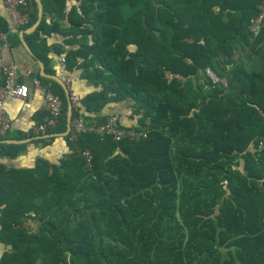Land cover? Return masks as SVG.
I'll return each mask as SVG.
<instances>
[{
  "label": "trees",
  "instance_id": "obj_1",
  "mask_svg": "<svg viewBox=\"0 0 264 264\" xmlns=\"http://www.w3.org/2000/svg\"><path fill=\"white\" fill-rule=\"evenodd\" d=\"M32 1L25 28L38 18ZM41 2L42 20L24 36L34 59L53 73L55 50L94 87L72 120L111 118L149 134L69 133L59 162L0 163V264H264V25L249 28L263 0ZM10 26L0 16V31ZM19 32L8 39L21 43ZM53 33L69 48L49 45ZM37 78L62 98L59 122L43 134L0 132V157L66 130L70 94ZM77 147L91 151L90 166Z\"/></svg>",
  "mask_w": 264,
  "mask_h": 264
},
{
  "label": "crops",
  "instance_id": "obj_2",
  "mask_svg": "<svg viewBox=\"0 0 264 264\" xmlns=\"http://www.w3.org/2000/svg\"><path fill=\"white\" fill-rule=\"evenodd\" d=\"M75 0H69V3H74ZM0 16L6 18L8 15V8L0 0ZM50 19V16L48 17ZM63 26L65 28L68 25L63 21ZM65 35L61 33H53L48 37V44L55 45L60 44L65 46L66 49L69 47L64 44ZM63 54H59L57 51L52 50L49 53L50 63L49 67L54 71L53 73H48L54 75L57 78H52L58 81L62 87L63 84L69 87V94H75L80 99L85 94L94 90L91 83L81 78L80 72H70L66 68L65 63L62 61ZM16 60L20 66V81L25 82L30 87L29 96L25 99L15 98L11 99L6 103V111L9 118L12 121V134H28L32 131V126H34L40 119V115L44 113L45 110V97L43 93L40 92L38 88L34 85V79L37 78L38 73H40V64L34 59L33 55L27 50L23 42L18 43L16 38L8 39L5 42L0 43V82L3 80L2 67L9 60ZM46 69V68H45ZM46 71V70H45ZM47 73V72H46ZM41 74V73H40ZM66 76H70L71 82L69 84L65 83ZM125 106H111L108 110L110 113L119 115L121 120H128L126 114L127 109ZM16 139V138H13ZM70 147L64 137H57L51 144H29L27 148L16 157H0V163H5L7 166L15 167H27L33 166L38 158H46L51 162H59V160L70 153ZM2 252V247L0 245V254Z\"/></svg>",
  "mask_w": 264,
  "mask_h": 264
},
{
  "label": "built area",
  "instance_id": "obj_3",
  "mask_svg": "<svg viewBox=\"0 0 264 264\" xmlns=\"http://www.w3.org/2000/svg\"><path fill=\"white\" fill-rule=\"evenodd\" d=\"M8 8V15L11 21V26L8 31H0V43L8 40L9 35L25 29L30 21L29 10L33 8L32 0H2ZM264 25V0L259 5L258 15L250 20L249 28L254 35H257ZM65 63V57H62ZM206 73L211 77L213 82H218L220 78L211 69L207 68ZM3 82H0V132L5 135L12 130V121L6 111V103L15 98L25 99L29 96L30 87L27 83L20 81V66L16 60H9L2 67ZM71 77L66 76L65 83L71 82ZM34 85L43 93L45 97V110L48 112L47 120L42 123H36L32 126V134H43L47 132L49 127L57 126L59 118L63 110L62 98L53 92V90L40 82L38 78L34 79ZM67 86V85H66ZM69 89V87H67ZM71 103L74 107L78 106L80 98L75 94H70ZM93 131L103 136H110L116 141L129 140L138 141L146 138L149 134V129L121 127L109 118L106 122L98 125H91L86 122L83 117H76L71 121L70 137L71 140L76 141L81 132ZM264 144V140L261 145ZM77 150L86 159V164H92V153L88 148ZM31 232L34 231L33 226H29Z\"/></svg>",
  "mask_w": 264,
  "mask_h": 264
},
{
  "label": "water",
  "instance_id": "obj_4",
  "mask_svg": "<svg viewBox=\"0 0 264 264\" xmlns=\"http://www.w3.org/2000/svg\"><path fill=\"white\" fill-rule=\"evenodd\" d=\"M35 1L37 2V5H38V18H37L36 22L33 25H31V26H29V27H27L25 29L20 30V32H19L21 40H22L24 46L27 48V50L31 54H32V50H31L30 46L28 45L27 41L25 40L24 36L27 33L33 32L37 28V26L41 22L42 16H43V5H42L41 0H35ZM38 62L40 64V73L43 76L57 78L54 75L46 73L45 64H44L43 61H38ZM63 85H64V89H65L66 93L69 94V90H68L67 86L65 84H63ZM71 121H72V104L69 103V109H68V112H67V127H66V130L61 132V133L44 134L43 136H49V135L66 136V135H68L70 133V130H71ZM27 140L28 139H23V140H18V139H13V138L5 139V141H7V142H20V141H27Z\"/></svg>",
  "mask_w": 264,
  "mask_h": 264
}]
</instances>
